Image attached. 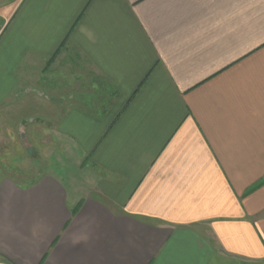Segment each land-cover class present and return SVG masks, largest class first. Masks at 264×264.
<instances>
[{
	"label": "crops",
	"instance_id": "obj_1",
	"mask_svg": "<svg viewBox=\"0 0 264 264\" xmlns=\"http://www.w3.org/2000/svg\"><path fill=\"white\" fill-rule=\"evenodd\" d=\"M28 82L85 180L1 181L0 264H264V0H0Z\"/></svg>",
	"mask_w": 264,
	"mask_h": 264
},
{
	"label": "rangeland",
	"instance_id": "obj_2",
	"mask_svg": "<svg viewBox=\"0 0 264 264\" xmlns=\"http://www.w3.org/2000/svg\"><path fill=\"white\" fill-rule=\"evenodd\" d=\"M28 90L27 97L0 106V182L31 187L53 174L73 193L85 180L84 163L77 148L51 129L53 115L45 112L34 82H28Z\"/></svg>",
	"mask_w": 264,
	"mask_h": 264
}]
</instances>
